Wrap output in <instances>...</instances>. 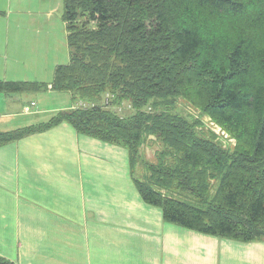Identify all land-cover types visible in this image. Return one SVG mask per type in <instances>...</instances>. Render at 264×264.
Here are the masks:
<instances>
[{"label": "trees", "instance_id": "trees-1", "mask_svg": "<svg viewBox=\"0 0 264 264\" xmlns=\"http://www.w3.org/2000/svg\"><path fill=\"white\" fill-rule=\"evenodd\" d=\"M62 17L70 61L56 67L52 88L97 105L0 132V146L67 122L127 148L141 198L165 221L264 240V0H63ZM47 85L0 80V93ZM106 92L114 94L108 106ZM179 99L235 142L224 147L201 118L176 111ZM123 102L129 114L115 109ZM149 136L162 150L139 178ZM0 264L18 263L0 256Z\"/></svg>", "mask_w": 264, "mask_h": 264}, {"label": "crops", "instance_id": "crops-1", "mask_svg": "<svg viewBox=\"0 0 264 264\" xmlns=\"http://www.w3.org/2000/svg\"><path fill=\"white\" fill-rule=\"evenodd\" d=\"M38 5L0 0V78L10 77L13 55L38 69L20 35L24 15ZM16 94L0 93V132L40 123L42 116L32 113L55 114L74 103L72 97L68 107L39 109L33 93ZM0 256L18 264H264V240L165 221L141 198L124 146L63 122L0 146Z\"/></svg>", "mask_w": 264, "mask_h": 264}, {"label": "rangeland", "instance_id": "rangeland-1", "mask_svg": "<svg viewBox=\"0 0 264 264\" xmlns=\"http://www.w3.org/2000/svg\"><path fill=\"white\" fill-rule=\"evenodd\" d=\"M38 9V12H31L24 15L22 22L25 27L23 28L24 31L20 32L21 39L27 41L26 51L28 53L26 54L29 56H36L35 65L36 67H38V69L28 68L25 60L22 58L21 60L23 61V63L19 64L15 62L13 60V55L8 62V73L10 77L6 79L2 76V78L0 79L11 81H37L40 83L50 84L53 81L56 67L60 64L69 63L70 57L66 37L67 31L65 22L62 17L63 0H39ZM30 64H32L31 61ZM47 91L50 90L44 89L42 91L30 92L33 93V99H36L38 103L39 99H41L42 103H39V109L40 105H43L46 109H52L54 107H68L69 103H71L66 102L71 101L73 95L70 92L53 91L52 93H50L51 91ZM13 93L14 95H17L16 93L20 94V92ZM31 100L32 99L30 98L25 101L28 105H30ZM62 110H64V108H62ZM127 110L128 109L123 106V114L128 113ZM175 110L187 116L201 118L205 123L204 130L212 129L217 134L222 135L223 132H220V129L217 128L216 125H214L208 117L202 116L201 112L197 108L191 106L184 99H179L177 101ZM53 115L54 114H51V112H49L48 110L37 114L32 113V116H42V122L48 121ZM24 125L26 126L29 124H27V122H24L22 126ZM220 140L224 147H230V145L234 143V140L230 139V137L227 136L221 137ZM161 150L162 144L158 139H156L154 136L147 137L144 144L141 146V156L139 157V160L137 161L134 169L135 175L137 177L144 178L146 173L148 174V170L144 162H156ZM171 194L175 195L174 192H171ZM180 196L184 197V195Z\"/></svg>", "mask_w": 264, "mask_h": 264}]
</instances>
